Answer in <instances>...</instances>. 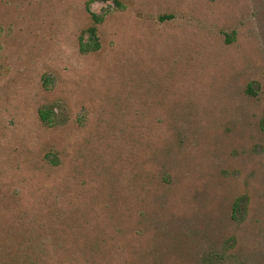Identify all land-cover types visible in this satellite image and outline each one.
<instances>
[{
	"label": "rangeland",
	"instance_id": "1",
	"mask_svg": "<svg viewBox=\"0 0 264 264\" xmlns=\"http://www.w3.org/2000/svg\"><path fill=\"white\" fill-rule=\"evenodd\" d=\"M117 1L0 0V264H264V0Z\"/></svg>",
	"mask_w": 264,
	"mask_h": 264
},
{
	"label": "trees",
	"instance_id": "2",
	"mask_svg": "<svg viewBox=\"0 0 264 264\" xmlns=\"http://www.w3.org/2000/svg\"><path fill=\"white\" fill-rule=\"evenodd\" d=\"M115 3L117 5H121V3L117 0H115ZM87 7H88V10L90 11L89 4L87 5ZM91 16L94 21V24L87 29V32L89 33V40L87 42L82 41L81 43L83 51H88L90 49H95L99 47L98 26L97 25L103 21L104 17L94 12H91ZM249 90H251V88ZM39 114H40V118L43 121V123L47 125L54 123L55 121L54 109L41 108L39 111ZM235 207L238 208V206H235Z\"/></svg>",
	"mask_w": 264,
	"mask_h": 264
}]
</instances>
